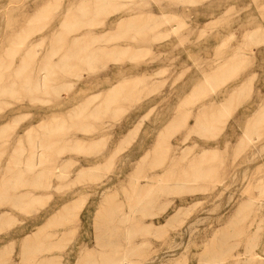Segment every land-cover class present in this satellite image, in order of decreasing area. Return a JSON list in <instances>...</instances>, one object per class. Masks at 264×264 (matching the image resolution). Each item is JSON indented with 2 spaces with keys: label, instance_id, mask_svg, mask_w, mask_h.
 <instances>
[{
  "label": "rangeland",
  "instance_id": "374dc122",
  "mask_svg": "<svg viewBox=\"0 0 264 264\" xmlns=\"http://www.w3.org/2000/svg\"><path fill=\"white\" fill-rule=\"evenodd\" d=\"M96 1L85 0L90 12L81 32L101 38L91 48L104 58L50 75L47 85L56 95L54 89L64 87L59 97L43 89L33 98L23 89L9 95L0 88V188L4 180L14 181L7 174L3 179L14 166L11 157L29 154V128L35 134L62 128L69 147L57 162L63 179L38 190L31 207H12L0 194V264H105V253L123 245L105 250L103 216L113 209L111 227L119 229L121 209L135 188L170 172L173 150L179 156L187 148V159L206 155L207 175L173 184L148 213L146 220L156 221L160 232L138 249L134 264H264V126L249 142L264 108V0ZM71 2L0 0V74L6 84L16 79L27 54L33 55V75L45 59L64 58L52 42L64 35ZM136 4L140 10L133 11ZM50 10L57 16L43 14ZM131 16L148 30L122 37L120 25ZM238 53L243 62L235 72L227 61ZM251 56L257 57L253 65ZM253 71L252 79L245 77ZM112 91L122 96L106 108ZM242 91L253 97L239 99ZM198 107L211 108L204 129L196 126L197 113L184 116ZM84 115L93 116L78 128L73 123ZM81 162L91 168L82 176ZM65 205L68 222L58 216ZM55 230L43 243L47 248L30 259L43 234ZM24 235L31 245H23ZM252 254L258 262L248 261Z\"/></svg>",
  "mask_w": 264,
  "mask_h": 264
},
{
  "label": "bare ground",
  "instance_id": "6f19581e",
  "mask_svg": "<svg viewBox=\"0 0 264 264\" xmlns=\"http://www.w3.org/2000/svg\"><path fill=\"white\" fill-rule=\"evenodd\" d=\"M101 1L102 0H97L96 2L100 3ZM59 6L60 2L57 4V8ZM89 7L90 6L85 2V0H81V2L78 3L73 0L66 14L67 19L70 18V20L63 28L64 35L60 34V36L58 34L53 38L52 48L54 49V52L58 50L65 51L66 54L64 55V58L58 62L45 59L42 64V68L44 70L39 68L37 69L36 74L33 75V55L32 53H30V55L27 54L21 61L20 65L18 64V69L15 73L16 79L13 82L6 84V82L2 79L3 75L0 74V88L3 89L2 91L7 92L9 95H13L18 89H23L26 97L33 98L40 93L41 89H43L44 91L42 92L49 91L48 94H53L54 96L59 97L64 91V87L62 89H60V87L54 89L57 91L56 95L53 91V87L49 88V85H47L50 75L52 77L55 76L57 70H62L63 72L68 69L79 70L81 67H88L92 62L104 58L103 52H101L102 54L98 56V51L91 48L92 44L99 42L101 38L92 36L91 31L89 30H83L81 32L83 24H87L85 18L90 12ZM139 7L140 6L136 4V6L133 7V11L140 10ZM45 13L49 15L50 18L57 16V13H52V10H50L49 13L43 11V14ZM140 21V18L137 19L135 16H131L126 20L125 24L120 25V33H122V37L128 35V32L130 31L145 34L148 27L145 24L144 26H140ZM11 24L15 25L16 21L12 20ZM76 32L78 33L74 35L73 33ZM126 51L127 50L123 52L126 53ZM108 54L111 55L110 53ZM250 59L251 61L249 64L253 65L257 57L251 56ZM242 62L241 54L238 53L235 54L233 58L228 59L227 64L229 63L228 66H230V69L232 68L236 72V68L241 66ZM11 65H13L12 60L8 62L6 66L8 67ZM3 66L4 63L0 61V68ZM25 70H29V73L22 76V72H25ZM254 74L255 72L253 71L245 77H254ZM120 92L121 91L111 92L108 100L104 104L106 108H109L112 103L122 96V93ZM248 92L246 93V91H242L237 96L238 98L240 95L241 98L244 95L253 97V93ZM254 95L259 99V101L263 99V94L259 90L254 92ZM126 96H129V93ZM191 102L193 103V101ZM210 109L211 108L209 107H198L195 110L193 108L188 109L184 116L187 118L188 116L197 113V117H200V119L196 126H198V129H204L206 128L205 124H208L205 115L209 113ZM261 115V119L259 120L261 123H257L255 126H252V130H255V132L249 136V142H252L259 137L258 132L256 131L257 129H261V126H264V108L261 110ZM89 116L84 115L77 119L75 121L76 123L73 124L79 128V122L87 124L86 122H83V120L89 118ZM184 122L185 121H183V125L185 124ZM4 129L5 128H0V133L4 131ZM35 133V127H31L25 132V138L30 150L29 154L25 157H22L20 154L12 156L9 163H12L14 166L8 168L3 175V179L6 174L11 176L9 179H14L13 182L10 180H4V185L6 186L0 188V194L3 196L2 200L9 203L12 207L22 209L31 207V203L36 199L38 190L50 187L55 178L63 179L64 177L63 170L57 162L65 150L69 149L67 145L68 134L62 128H56V130L45 129L38 134ZM175 150H173V154L170 155L171 157L168 160L169 166L167 167H170L171 171L162 174L156 173L154 177L150 178L152 182H147L145 185L140 186V189L135 188L132 195L128 197L126 209H121L122 219L120 222L122 226L119 229L114 230L111 227L113 223V219L111 218V213L114 212L113 209L108 211L109 215L105 216V218L103 216L100 224V230H102L103 241L106 244L105 250L120 248L122 247L121 245H123V250H115L113 252L110 251L105 253V264H134V258L139 256L138 249L150 242L151 237L149 236L160 232L159 229L161 226H158L156 221L146 220L148 213L152 212L158 206L163 196L167 192L171 191L173 184L179 185L184 180L189 178L199 179L206 177L207 172L204 171V168L202 169V166L206 161V155L201 154L187 159L188 155L186 153H191L192 148H187L186 150L183 149L179 156H175ZM160 154H163V152H160ZM169 154L170 152L166 150L165 157H168ZM87 163H89V161ZM84 165H86V162H81L78 171V175L80 176L84 175L88 169H91L86 168ZM159 177H162L161 180ZM19 186L25 187V189L20 190ZM58 213L57 214L62 221H70L71 214L70 207L68 205H65ZM3 214H0V217ZM37 220V218L35 220L33 219L30 224L35 226L37 224ZM46 225L41 228L46 227ZM23 230L20 229V232H23ZM56 233L57 230L53 232H45L42 239L32 250L30 259L34 253L38 255L44 248H47L46 246H43V243L51 242ZM28 239L29 237L27 235H24V237L22 236V241L24 242L23 245H31V242ZM92 260L94 259H91V261ZM248 261L258 262L259 259L257 258V254H252ZM90 264H93V262Z\"/></svg>",
  "mask_w": 264,
  "mask_h": 264
}]
</instances>
